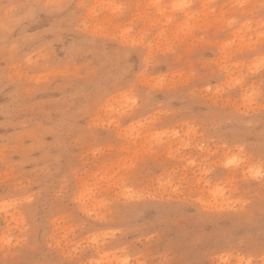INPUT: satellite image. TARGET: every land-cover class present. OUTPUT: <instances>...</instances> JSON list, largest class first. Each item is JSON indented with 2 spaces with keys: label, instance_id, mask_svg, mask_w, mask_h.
I'll return each instance as SVG.
<instances>
[{
  "label": "rangeland",
  "instance_id": "obj_1",
  "mask_svg": "<svg viewBox=\"0 0 264 264\" xmlns=\"http://www.w3.org/2000/svg\"><path fill=\"white\" fill-rule=\"evenodd\" d=\"M0 264H264V0H0Z\"/></svg>",
  "mask_w": 264,
  "mask_h": 264
}]
</instances>
